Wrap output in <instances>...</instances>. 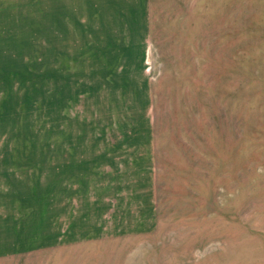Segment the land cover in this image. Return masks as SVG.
Returning a JSON list of instances; mask_svg holds the SVG:
<instances>
[{
  "label": "rangeland",
  "instance_id": "1",
  "mask_svg": "<svg viewBox=\"0 0 264 264\" xmlns=\"http://www.w3.org/2000/svg\"><path fill=\"white\" fill-rule=\"evenodd\" d=\"M0 264H264V0H0Z\"/></svg>",
  "mask_w": 264,
  "mask_h": 264
}]
</instances>
